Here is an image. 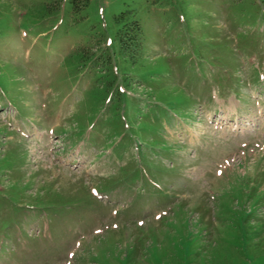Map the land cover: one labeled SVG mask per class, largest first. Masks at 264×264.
<instances>
[{
    "label": "rangeland",
    "instance_id": "rangeland-1",
    "mask_svg": "<svg viewBox=\"0 0 264 264\" xmlns=\"http://www.w3.org/2000/svg\"><path fill=\"white\" fill-rule=\"evenodd\" d=\"M254 89L264 0H0V264H264Z\"/></svg>",
    "mask_w": 264,
    "mask_h": 264
},
{
    "label": "trees",
    "instance_id": "trees-1",
    "mask_svg": "<svg viewBox=\"0 0 264 264\" xmlns=\"http://www.w3.org/2000/svg\"><path fill=\"white\" fill-rule=\"evenodd\" d=\"M125 15V13H121L115 18L119 22ZM141 36L142 28L137 20L125 24L118 33L120 56L128 68L133 67V64L139 59L138 56L142 53Z\"/></svg>",
    "mask_w": 264,
    "mask_h": 264
}]
</instances>
